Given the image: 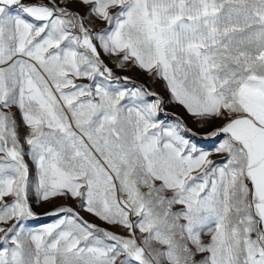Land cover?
<instances>
[{
  "label": "snow or ice",
  "instance_id": "snow-or-ice-1",
  "mask_svg": "<svg viewBox=\"0 0 264 264\" xmlns=\"http://www.w3.org/2000/svg\"><path fill=\"white\" fill-rule=\"evenodd\" d=\"M0 264H264V0H0Z\"/></svg>",
  "mask_w": 264,
  "mask_h": 264
},
{
  "label": "rangeland",
  "instance_id": "rangeland-1",
  "mask_svg": "<svg viewBox=\"0 0 264 264\" xmlns=\"http://www.w3.org/2000/svg\"><path fill=\"white\" fill-rule=\"evenodd\" d=\"M116 71H117V74H119V75H129V76H132V77H134L135 79H138V80H141V81L147 79L145 76H143L142 74L136 72L135 70H133V71H129V72H121V71H119V70H116ZM152 88H153L155 91L160 92L162 95H166V93L164 92V90H163L161 84H159V83L154 84V85H152ZM167 111H168L169 113H173V112L181 113V114L183 113V110H182V109L176 108V107H174V106H172V105H169V106L167 107ZM186 119H187V123H188V125H189L190 127H192L194 130H196V131H200V132L205 131V129H199V128L197 127V125L191 120V118H186ZM64 203L72 204V203H74V202H72V201H63V200H60V201H54V204H64ZM51 207H52V205H47V204H45V205H41V206H39V207H35V211L41 216V219H40V221L37 222V224H40V223H48V222H50V220H51L52 218L47 217V216H44L43 213H45V212L51 210ZM81 214L84 215L85 218H87V219H93L92 217H89V216H88L86 213H84V212H81ZM95 222L100 223L99 221H95Z\"/></svg>",
  "mask_w": 264,
  "mask_h": 264
}]
</instances>
